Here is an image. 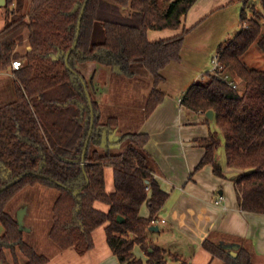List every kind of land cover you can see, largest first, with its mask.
<instances>
[{
	"label": "trees",
	"instance_id": "16d2710c",
	"mask_svg": "<svg viewBox=\"0 0 264 264\" xmlns=\"http://www.w3.org/2000/svg\"><path fill=\"white\" fill-rule=\"evenodd\" d=\"M196 1L30 0L24 11L25 0H5L11 17L0 30V72L9 70L13 60L22 66L13 71L15 100L0 107L1 263L10 264L6 251L12 264H19L18 254L24 264L48 263L24 241L6 210L25 188L40 185L58 193L48 237L59 249L87 253L94 247L92 233L104 226L119 264H188L150 238L168 194L154 178L158 166L145 150L149 136L128 132L115 142L104 140L117 120L102 121L94 79L100 68H116L127 78L134 77L135 69L145 70L153 80L144 109L145 117L150 116L164 100L162 71L181 60L185 35L192 29H182V19ZM258 2L262 12L256 11L255 1L242 0L240 31L218 47V67L206 72L205 83L189 86L181 104L196 113L212 110L218 128L201 141L205 152L196 169L211 165L215 175L224 176L217 159L222 135L226 165L240 170L234 179L240 210L264 215V71L241 59L253 44L264 55V0ZM151 30L181 31L151 41ZM23 44L30 49L20 54L17 48ZM235 79L239 88L230 84ZM117 145L122 152L111 150ZM106 167L113 170L112 192L105 187ZM96 202L107 205L108 211L97 209ZM144 204L146 218L140 216ZM118 216L123 223L117 222ZM202 246L223 264H255L249 246L240 245L234 258L211 238ZM135 247L145 261L135 255Z\"/></svg>",
	"mask_w": 264,
	"mask_h": 264
},
{
	"label": "crops",
	"instance_id": "0c3cea01",
	"mask_svg": "<svg viewBox=\"0 0 264 264\" xmlns=\"http://www.w3.org/2000/svg\"><path fill=\"white\" fill-rule=\"evenodd\" d=\"M231 3V0H197L182 19L181 28L193 29ZM180 31L151 30L148 32V38L151 41H157L172 37ZM20 47L29 50L27 44ZM185 66L186 63L181 57L180 62L172 63L162 71L164 82L159 88L164 93V100L148 117H145L144 109L153 89L152 78L145 76V73H139L134 74L132 78L119 74L121 77L114 79L112 71L108 68H100L94 83L97 87L95 96L101 110L102 121H106L109 118L106 116L116 109L114 103L133 104L132 100L136 94L130 91H135L134 88L142 86L144 80L150 83L149 89H146L145 93L141 92L144 95H142L139 108L136 106L131 110L133 119L129 121L130 129L123 130L120 128L122 120L117 116H110L116 118L117 127L108 136L104 133V140L114 142L128 132L143 133L149 136L145 150L158 166L154 178L161 190L168 194L166 206L158 215V219L164 221L160 224L166 228L161 241L156 244L161 249L168 254L181 255L188 264H223L220 260L213 258L202 246L207 238H211L222 246L233 244L249 246L253 253L254 263L264 264V215L240 210L234 183L240 170L229 168L226 163L225 165L220 163L224 176L219 177L213 173L211 165L196 169L205 152L201 141L207 138L211 131L217 130L211 125L214 122L213 119H208L203 113L190 111L181 104L183 91L180 89L176 91L180 86L174 85L171 80L175 74L184 73ZM212 71L213 69L210 72ZM9 79L14 80L11 68L0 72L2 88L9 84ZM123 79L128 81L124 82ZM119 82L121 84L118 85ZM120 86L122 94L119 95ZM103 110L107 113H103ZM137 113L138 116L134 115ZM111 150L114 153H120L123 148L117 145ZM217 159L219 161L218 155ZM109 168L112 172L113 184L108 190L106 167L105 187L108 192H112L114 178L113 170ZM219 198H221L220 202L216 204ZM148 214L147 206L144 204L140 209V216L146 218ZM101 227H103L102 232H98L99 227L92 233L94 240L92 250L80 255L73 248L61 250L56 246L59 249V252L55 253L56 262L42 254L48 258L47 264L58 262V264H119L106 242L105 227ZM159 230L158 226L157 231H150V238L153 236L152 232H160ZM134 253L142 260H146V256L139 247L134 248ZM168 264H180V262L170 260Z\"/></svg>",
	"mask_w": 264,
	"mask_h": 264
},
{
	"label": "rangeland",
	"instance_id": "374dc122",
	"mask_svg": "<svg viewBox=\"0 0 264 264\" xmlns=\"http://www.w3.org/2000/svg\"><path fill=\"white\" fill-rule=\"evenodd\" d=\"M253 1L256 2V11L262 12V9L258 2L259 0ZM25 2L26 5L24 11H27L30 5V0H25ZM242 7V0H234L230 5L220 10L215 15L210 16L202 24L191 29L185 35L181 52V57H183V60L186 63L185 72L179 75L175 74L174 76H172L171 80L174 85L180 86V88H177L176 91L180 89V91H183V93H185L190 84L195 82L205 83L207 81V77L205 76V74L206 72H210L215 67V64L217 62L218 46L226 44L241 29L239 14ZM10 17L11 14L7 11L4 5H1L0 30L7 25V23L10 21ZM260 23L263 25L262 31L264 32V15L260 18ZM17 51L21 54H24L25 48L18 47ZM241 59L246 63L248 67L264 71V55L257 48L256 44H253ZM108 70L113 72L114 79L116 77H121V75H119L120 73L118 69L108 68ZM134 73H145V76L148 75V77L151 78L150 75L143 69H135ZM227 78L231 79V76L229 75ZM190 80L194 82H191ZM123 81L127 82L128 80L123 79ZM8 82L9 84H7L5 88H2L0 85V107L15 100V82L13 79H9ZM113 82L114 81H112V83ZM233 82L235 83L236 87L239 88V80L235 79ZM12 83H14V85H12ZM119 84H121V82H119L118 85ZM149 87L150 83L144 80L142 86L134 88L136 92L133 90L130 91L131 93L136 94L132 100L133 104L114 103L116 109L113 111V113H110L106 117L108 118L110 116H117L122 120L120 128H122L123 130L130 129V122L133 119L131 117V110L136 106L137 108H139L138 106H140V103L142 102V95H144L141 92L143 91L145 93L146 89H149ZM118 89H120L119 95L122 94L121 86ZM183 93H181L182 96ZM104 112L107 113L106 110H103V113ZM134 115L138 116V113ZM211 125L216 127V130H218L215 122H212ZM221 137L222 140L218 148L217 155L219 157V162L225 165L226 158L224 141L222 135ZM111 173V169L107 167L106 187L108 190L110 189L111 184H113ZM57 195L58 193L56 190L47 189L39 185L34 187H27L22 192H20L6 208V210L15 219L19 212H23L24 241L30 246L34 247L37 253L46 255L48 258H50V260H53V262L57 261V255L55 253L59 249L49 239L48 233L52 225V206ZM96 208L106 212L108 207L107 205L98 202L96 203ZM158 226L160 232H152L153 236L151 240L155 244L161 241L163 233L166 229L163 224H158ZM102 229L103 227H100L98 232H102ZM135 252L138 253L139 251ZM6 255L8 261L10 262V264H12L11 257L8 251H6ZM18 259L19 264L25 263V259L21 256V254H18Z\"/></svg>",
	"mask_w": 264,
	"mask_h": 264
},
{
	"label": "water",
	"instance_id": "95a60500",
	"mask_svg": "<svg viewBox=\"0 0 264 264\" xmlns=\"http://www.w3.org/2000/svg\"><path fill=\"white\" fill-rule=\"evenodd\" d=\"M1 5H5V0H0V6ZM84 7H85V4L83 5V7H82V10H81V12H80V17H79V22H78V26H80V21H81V19H82V15H83V13H84ZM77 9H78V7L77 6H75L74 7V9L72 10V13H74L75 11H77ZM74 47V46H73ZM30 49V48H29ZM82 81V80H81ZM82 84H83V86H84V88H85V84H84V82L82 81ZM85 94H86V96H87V98H88V101H89V104H91V99H90V97H89V94H88V91L85 89ZM206 117L208 118V119H213V111L212 110H209V111H207L206 112ZM91 129H92V125H93V115L91 116ZM91 129H90V131H89V135H90V133H91ZM119 139V138H118ZM88 140H89V138L86 140V142H85V147H84V150H83V157H84V153H85V151H86V147H87V144H88ZM117 141V140H116ZM115 142V141H114ZM16 222H17V224H18V227H19V230L20 231H22L23 232V230H24V224H23V212H19L18 213V215H17V217H16ZM117 222L118 223H123L124 222V219L122 218V217H120V216H118L117 217ZM158 230V226L157 225H155V226H152V227H150V231H157ZM223 248L224 249H226V250H228L229 251V254L234 258V257H236V253H237V251H238V249H239V245H237V244H233V245H223ZM1 264V263H0Z\"/></svg>",
	"mask_w": 264,
	"mask_h": 264
},
{
	"label": "built area",
	"instance_id": "2783aa9c",
	"mask_svg": "<svg viewBox=\"0 0 264 264\" xmlns=\"http://www.w3.org/2000/svg\"><path fill=\"white\" fill-rule=\"evenodd\" d=\"M21 66H22V62H21L20 60H13V61L11 62V66H10V68H11L12 71H14V70H18ZM217 67H218V61L216 62L215 67H214L213 70H215V68H217ZM227 77H228V76L226 75L224 78H225V79H228ZM230 84H231L234 88H236V85H235V83H234L233 81H230ZM220 199H221V198H219V199L216 201V204H218V203L220 202ZM160 223H164V221H163V220H159V219L154 221V225H158V224H160Z\"/></svg>",
	"mask_w": 264,
	"mask_h": 264
},
{
	"label": "flooded vegetation",
	"instance_id": "af4514ba",
	"mask_svg": "<svg viewBox=\"0 0 264 264\" xmlns=\"http://www.w3.org/2000/svg\"><path fill=\"white\" fill-rule=\"evenodd\" d=\"M1 263V262H0ZM1 264H3V263H1Z\"/></svg>",
	"mask_w": 264,
	"mask_h": 264
}]
</instances>
